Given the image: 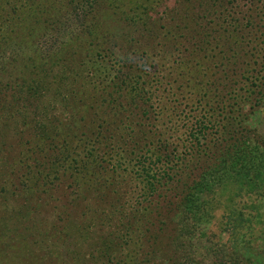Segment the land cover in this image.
Here are the masks:
<instances>
[{"label":"rangeland","instance_id":"rangeland-1","mask_svg":"<svg viewBox=\"0 0 264 264\" xmlns=\"http://www.w3.org/2000/svg\"><path fill=\"white\" fill-rule=\"evenodd\" d=\"M27 1L0 0V37L4 40L6 36L0 52L6 60L19 57L20 47L26 55L31 54L36 67L20 81L37 85L41 92L13 100L23 91L11 88L5 94L8 107L0 97V119L7 117L5 125L0 124V168L11 164L19 153L22 162L18 168H38L32 158L26 159L25 152L38 151L41 144L47 163L66 161V150L77 155L92 152L98 157L105 153L110 165L119 162L118 157L126 158L116 169L117 185L101 200L89 189L76 190L79 197L66 210L55 200L56 189L10 199L12 206L24 209L22 217L14 220L15 231L30 241L38 244L52 240L59 244L57 237L68 231L78 237L79 241L71 240V245L83 255L94 246L98 235L108 236L102 230L120 227V217L132 213V208L143 215L141 208L148 205L141 189L143 163L150 162L157 175L165 173L156 191L173 196L201 178L215 158L220 166L222 159L230 158L229 153L240 148L242 154L248 152L249 144L264 150V0H111L114 6L99 0L91 10L95 17L88 18V23H96L95 47L85 68L77 59L68 62L67 67L61 63L66 62L62 60L66 58L64 53H70L80 36L66 26V15L74 7L65 13L55 9L51 14L48 9L56 0H42L39 8L36 3L41 0ZM188 11L194 14L192 20L185 15ZM72 18L77 21L75 16ZM202 27L217 31L215 41L202 35ZM61 39L66 47L60 53ZM8 69L11 74L5 78L10 79L13 71L11 66ZM106 78L109 83L103 87L96 104L99 107L89 115V128L74 127L75 119L83 116L84 107L91 104L90 94L98 95L101 81ZM28 133L33 138L26 143ZM196 142L201 146L198 151ZM130 153L137 154L138 161L129 162ZM231 159L241 162V157ZM72 175L70 169L61 177L64 188L74 179ZM226 178L227 174L223 179L220 174H212L209 185ZM260 182L264 192V178ZM212 187L204 194L205 212L199 210L186 217V228L190 249L207 248L205 259L194 253L200 264H209L214 256L219 264H225V255L234 249V234L229 233L230 237L218 228V213L208 224L211 202L222 196L213 192L218 186ZM261 196L264 193H253L252 188L250 204L256 197L259 206ZM161 197L151 198L148 212L153 213L147 214L143 222H153L154 217L155 225L162 227L164 223L166 241L175 229L176 217L161 207L155 209ZM61 210L70 212L68 219L58 220ZM106 210L110 212L109 221L104 216ZM251 212L255 213L253 209ZM238 213L236 208L231 209L235 224L239 222ZM201 215L203 220H194V216ZM196 223L199 226L195 227ZM87 227L96 231L92 238L85 233L77 236L78 229L87 231ZM146 233L150 235V231ZM248 233L250 243L236 251L239 260L235 264H264V221H254Z\"/></svg>","mask_w":264,"mask_h":264},{"label":"trees","instance_id":"trees-1","mask_svg":"<svg viewBox=\"0 0 264 264\" xmlns=\"http://www.w3.org/2000/svg\"><path fill=\"white\" fill-rule=\"evenodd\" d=\"M28 1L34 2V0ZM56 1H58V3ZM56 1L52 4V9H48V11L50 13L52 11L53 13L55 9L58 11L61 8L65 13L69 10L70 6H73L74 8L66 15L68 21L66 26L71 28V32L80 35L70 47V53L68 55L64 53V55L66 54V58L62 60H66V62L61 63L64 67H67L68 62L72 61L73 63V61L77 59L79 66L85 68L86 65L90 63L95 47L93 29L96 23H88V18L89 16L95 17V13L91 10L99 0ZM106 1L113 6L115 4V1ZM151 2H155V0H151ZM39 4L42 5V0L36 3L37 8H39ZM118 4L119 3L116 5ZM30 5V10H33V5L31 3ZM42 10L46 9L42 8ZM76 10H78L77 13H75ZM87 10L92 13L87 14ZM185 15L190 17L191 20L194 18V14L190 11L185 13ZM74 16L77 20L76 22L72 18ZM244 17L245 15L243 18ZM51 18L52 17H46V19ZM46 19H43V22ZM26 20L27 19H25L24 22ZM246 21H248L247 17ZM194 24L199 25L197 21H194ZM202 30L204 31L202 33L203 36L210 37L211 39L214 38L215 41L214 33L217 31L214 33L205 31L206 29L204 27H202ZM5 37L4 40L3 37H0V46H3V43L6 44ZM60 42H62L59 43V51L61 53L65 49L66 44L63 39H61ZM98 48H100V44H98ZM17 52H19V57L13 56L14 59L8 58L7 60L0 52V97L3 96L2 102L4 103L5 94L11 88H18L20 91H23L22 93L19 92L16 94L13 100H21V95H26L27 98L41 92L37 85H31L26 81H20L21 77L27 76L28 73L32 71V68L36 67V62L30 60L31 54L26 55L23 48L20 47V50ZM41 57L42 55H40V58ZM76 64L78 63L76 62L74 65ZM9 66L12 67L13 76L7 79L5 77L10 73L8 69ZM3 78L5 80H3ZM108 80L109 79L106 78L101 81L102 84L100 86H102V89H100L98 95L96 92L90 94L89 100L91 104H87V106L84 107L86 113H82L85 118L83 116L76 118L74 127L89 128L88 126L92 118L89 119V115L94 114L93 112L96 107H99V105L96 104L100 101V97L104 93L102 91L105 89L103 87L107 86L109 83ZM43 84L44 83H42V88H44ZM13 100L11 99V101ZM8 102L9 101L5 103L7 104L6 107L9 105ZM13 106L14 104H12L11 108H13ZM82 109L83 108L79 109V113ZM4 112L10 117L11 114L8 110ZM6 119H0V124L5 125ZM11 119L14 118L11 117ZM26 136H29L27 142L25 141L28 143L30 138H33V134L28 133ZM196 138L197 137H195V139ZM39 139L41 142L42 137ZM22 142L20 144H22ZM40 146V150L38 149V151L33 149L30 150L29 153L27 151L25 152L27 153L26 159L32 158L34 165H38V168L32 169L29 168L28 165H25L23 169L18 168L17 166L22 162L21 155H19L20 153L13 157L10 161L11 164L0 168V264H200V261L197 260L194 253L205 259L206 256H208L207 248L206 246H199L198 249H195L196 247L194 246L190 249L191 243H189L190 235L186 228V217L197 214L199 210L200 212H205L204 194L212 190V188H214L212 186H216V188L218 186V189L213 190V192L215 194L219 192L222 196L219 197L216 195L219 199H215L211 202V205L213 204L211 209L212 216L209 218L208 224L213 223L218 213V228L221 231H226L228 234H234V237L229 234V236L233 238L234 249H229V255H225V264H235V261L239 260L236 257V251L243 247L246 248L250 243L248 233L250 226L254 221L257 223L264 221L262 219V215L264 214V197H260L261 201H259V206L257 205L258 199H256V197H253L255 202L251 204L249 202L252 188L253 193H264L262 191V182H260L262 178H264V150L259 149L257 145L249 144L247 145L248 152L244 154H242V148L235 150L233 153H229L230 158H227L226 161L222 159V166H218L219 163L216 158L212 160L210 167L200 175L202 176L201 178L193 180L192 185L188 187L185 185L179 193L176 191L173 196H165L156 191L158 189L157 184L160 182L161 178L166 176L165 173L157 175V172L153 169L150 162L146 165L143 163L142 171L144 178H142L141 181V189L143 194H145V202L148 203V205H144L141 208L143 215L136 213L135 209L132 208V213H125L120 217V220H122L119 221L121 224L120 227H115L116 229H111L107 232L102 230V232L108 236L102 237L98 235L97 238L93 240L94 246L86 253H83V255H81L79 249L77 250L71 245V240L79 241L78 237L70 235L68 231H62L60 236L57 237V242H59V244L56 242L53 243L52 240L47 243L46 241H42V243L39 241L38 244H35L24 236L23 233L20 234L15 231L17 227L15 229L13 226L14 220L15 218L18 219L22 217L24 209L23 207L22 209H18L12 206L11 202H9L10 199L23 193L40 192L39 194H43L52 191V189H56L55 200L57 199L61 207L66 210L68 209L67 207H72L74 204L73 201L79 197L76 190L81 191L83 189H89L90 191H95L96 196L101 200L103 199V194L109 193L114 186L117 185L118 178L116 177V169L120 164L125 163L126 159L118 157L116 160L119 162L110 165L105 153H103L101 157L100 155L98 157V155L92 152L77 155L78 153L66 150L63 157L66 161L60 163L54 160L52 163L51 160L47 163L46 155L42 153V144ZM199 147L201 146L196 142L197 151ZM234 157H241V162L233 161L231 158ZM128 158L129 162H133L138 161L139 157L137 154L130 153L128 154ZM157 161H159V158H157ZM65 162L66 165H64ZM69 162H73L74 164L70 166ZM70 169L74 179L70 181L67 186L65 185L64 188L63 183H61V177H63L66 170ZM18 171L20 173H18ZM212 174H220L222 179L227 174L228 178L216 182V184L213 183L209 185V179ZM57 183L61 185L59 186ZM160 195L162 196L161 202L158 203V207L156 206L155 209L161 207L163 210H166L169 215H174L176 217L175 229H172V234L170 233V235L166 236V238L170 237V239H166V241L163 235L165 229L163 227L164 223L161 222L162 227H160L159 224L155 225V219L152 216L153 222H151V219L143 222V218H146L147 214L151 215V213H153L152 211L148 212L152 206L151 198L154 196L160 197ZM233 208H236V210L240 212L238 213L239 222L237 223L236 221V224L231 215V209ZM252 209L255 213L251 212ZM64 210H61L62 216L58 218V220H66L70 216V212ZM98 210L99 209H96L95 212ZM104 216L108 221L111 218L109 211L104 212ZM203 218L202 215L200 217L194 216V220L197 222L198 219L203 220ZM197 226H199L198 223L195 224V227ZM106 227L109 229V224ZM149 231L150 235L146 233ZM80 233H85L86 236L92 238V234H96V231L87 227V231H83L81 228L78 229L77 236ZM161 252H164L163 257ZM159 254L160 257L158 256ZM209 264H219V259L214 256L211 258Z\"/></svg>","mask_w":264,"mask_h":264}]
</instances>
